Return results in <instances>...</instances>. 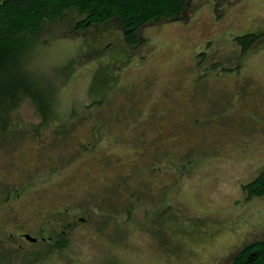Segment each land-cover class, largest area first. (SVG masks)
Wrapping results in <instances>:
<instances>
[{"label":"rangeland","instance_id":"obj_1","mask_svg":"<svg viewBox=\"0 0 264 264\" xmlns=\"http://www.w3.org/2000/svg\"><path fill=\"white\" fill-rule=\"evenodd\" d=\"M81 19L71 11L23 48L53 108L88 122L49 147L50 129L25 134L13 150L0 147V182L41 184L13 200L11 212L32 224L33 211L69 209L78 227L70 249L33 263L0 249V264H230L264 236V196L249 198L244 188L264 174V0H192L186 22L144 26L145 44L135 49L116 23L77 29ZM247 34L263 38L243 54L234 39ZM12 119L42 121L29 101ZM111 119L115 126L96 131L101 151L74 160L82 147L72 145ZM107 155L113 164L104 168ZM89 164L107 179H88Z\"/></svg>","mask_w":264,"mask_h":264},{"label":"trees","instance_id":"obj_2","mask_svg":"<svg viewBox=\"0 0 264 264\" xmlns=\"http://www.w3.org/2000/svg\"><path fill=\"white\" fill-rule=\"evenodd\" d=\"M191 2L192 0H0V147L13 150L14 145L20 142L25 134L40 137L44 131L50 129L55 134H49L52 139L48 137L49 140L45 141L46 147H49L56 144L58 137L65 139L66 135L70 134L63 133V130L79 124L85 125V122H88L87 119H81L82 121L77 123L78 120L75 119L79 116L76 115L77 110L72 109L69 116L74 119L66 118V112H58L57 107L55 110L51 88L44 89L29 66L31 58L25 55L23 47L29 45L32 40L38 41V36L46 24L56 23L71 11H76L82 17L77 29L114 22L125 34L126 45L135 49L145 44V40L139 34L144 26L186 22ZM215 12L219 17L222 16L218 6L215 7ZM262 38L263 35L247 34L236 37L234 42L240 46L243 54H247ZM203 63V60H199V68ZM220 65L215 63L200 70L214 71ZM220 68L223 72L228 71L226 67ZM234 68L239 71V67ZM25 101L33 105L36 114L42 120L29 127L12 119ZM92 126L90 132L95 136L93 139L100 140L101 144L103 141L97 138L100 134H96V131L104 132L106 124L95 123ZM48 141L49 146H47ZM39 142L42 143L41 140ZM94 152L95 149L90 151V153ZM88 154L89 152L83 151L82 147L81 153L73 159L75 160L78 155L82 159L89 156ZM91 159L92 156L88 162ZM244 188L248 191L246 193L249 198L264 196V174ZM230 264H264V236L260 241H255L239 250Z\"/></svg>","mask_w":264,"mask_h":264},{"label":"flooded vegetation","instance_id":"obj_3","mask_svg":"<svg viewBox=\"0 0 264 264\" xmlns=\"http://www.w3.org/2000/svg\"><path fill=\"white\" fill-rule=\"evenodd\" d=\"M228 71L223 72H237L235 68H229ZM204 72V74H208L211 72V70H201ZM218 72V71H216ZM220 74V73H219ZM117 120L111 119L109 120V123H106L107 126H115ZM146 137V134H144ZM144 137V138H145ZM118 138V137H117ZM117 138L113 139L114 144L118 141ZM86 143L81 142L80 145L76 146V144L72 145L73 148L78 149V147H83V151L90 152L91 150L95 149V151L99 152L101 151L103 147L100 145L103 144L100 140L93 139L90 135L87 136ZM119 145H121L122 140L119 139ZM93 142H95L93 144ZM49 142L47 143L48 146ZM140 145L137 147V151L135 150L134 153H136L138 156L140 154H143L145 150L143 149V146L145 148V145H143V141L141 140L139 142ZM109 145H112L109 143ZM45 146V145H41ZM70 148V145L68 146ZM93 147V148H92ZM147 148V147H146ZM144 151V152H143ZM95 152V153H97ZM110 156L107 155V165L103 164L102 166L104 168L109 167L113 164L112 158H109ZM96 159L97 156H92V159ZM102 159V158H101ZM24 161V160H23ZM72 159L69 158L68 164H71ZM30 167H33L35 170L34 173H42L45 170L39 169L41 166L37 165H30ZM72 169V167L69 165H62L61 168L56 167V169H62L63 173L66 172V168ZM100 174L102 178L105 180L107 179V176L105 175L104 169H97L93 170V167H87L83 170V173H85V176L88 179H92L91 175L94 173ZM121 179H124L122 177ZM94 181V180H93ZM7 183L0 182V249L6 251V252H12L22 255L23 262L26 263L28 261L31 262L30 259H36V256H41L44 259H46L47 255L51 254H58L66 249H70L72 245V237L73 233L76 231L78 227V221L71 220L68 218V216H71L69 212H71L69 209H53L50 211V213L46 214L45 209L44 210H37L33 211V213H30V216H35L31 221H33L32 224L27 223L22 218L23 215L21 214H15L14 211L11 212L13 209V200H17L21 195H31L33 190L40 187V182L34 181H28L25 182L24 185H22L21 188H11L6 185ZM119 184H122L123 186L127 185V182L120 181ZM70 184L68 183L69 189H74L75 186L69 187ZM41 188V187H40ZM127 188L128 187H124ZM74 191V190H73ZM248 192V191H246ZM247 195V193H246ZM131 196V195H130ZM248 197V195H247ZM41 211V213H40ZM38 213L39 215H43L42 219H38ZM25 218L29 219V216H24ZM77 217V216H74ZM72 218V217H71ZM81 222H87L86 219L79 218ZM25 257V258H24ZM26 260V261H25ZM115 264V263H113Z\"/></svg>","mask_w":264,"mask_h":264}]
</instances>
